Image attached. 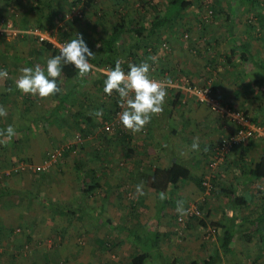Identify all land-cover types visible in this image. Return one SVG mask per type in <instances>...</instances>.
<instances>
[{"label": "crops", "instance_id": "1", "mask_svg": "<svg viewBox=\"0 0 264 264\" xmlns=\"http://www.w3.org/2000/svg\"><path fill=\"white\" fill-rule=\"evenodd\" d=\"M17 15L19 19L20 17L23 18V15L19 13ZM14 21L16 22L15 18ZM15 38L0 39V70L7 71V77L12 85L7 94L4 88V79H0V108H3L7 113L6 116L0 117V133H3V130L9 125L17 133L12 140L0 135V144H7L11 149V152L7 153L6 156H4L5 153L2 154L3 158L0 159L1 175L3 173L10 174L13 171L10 165L15 160H28L35 165H40L54 149H65L64 144L71 141L70 134L75 133L76 129L81 127L77 124L81 122L78 115H83L82 110H88V108L81 109L79 106L76 110L71 109L72 104L60 106L57 104L59 99L54 96L40 98L39 96L24 94L18 90L16 81L21 75V69L31 67L28 63L33 62L34 59L31 56L33 48L28 47L32 38L23 42L20 38H25V36ZM46 41L51 43L54 48L59 47L56 45L55 38ZM242 44L249 50L254 61L264 64V52L258 53L261 49L255 48L256 44L253 42ZM20 50L23 51L20 52ZM24 51L26 55L30 53L29 59L23 58L25 56V54L23 55ZM41 61L46 65L45 58ZM254 61L249 62V64L246 63L245 69L241 70L242 80L249 86V90L238 91V88L236 89L234 109L246 114L245 117L250 123L264 127V90L259 89L260 93L257 95L256 92L258 91L254 88L255 82L264 79V73L254 65ZM181 78L188 80L184 76ZM217 94H219L218 91ZM168 95V100H170L174 94L168 92ZM181 99L179 109L185 108L186 118L177 119L175 117L176 115L180 116L181 110L177 114L174 113L172 118H167L168 115L163 109L160 114L152 117L151 122L142 131L138 133L129 131L132 137L131 144L135 145L133 154L127 152V143L119 142L114 135L104 136L102 132L101 136L97 135L91 139L85 138V142L69 154L68 158L75 159L78 165L81 163V167L85 166V168L96 172L99 183H104L108 178L113 180V184L106 185L110 186L111 192H116L114 195L109 193L103 195L102 189L99 194L95 191L88 197L83 196L82 189L85 186L82 184L83 182L77 180L78 172L76 173L75 168L67 162L64 163L66 158L59 166L58 174L54 171L42 172L40 175L29 172L19 173L20 176H16V181L10 177L9 180L7 179L5 189L0 190L22 191L23 194L33 189H35L36 194L38 191L48 193L56 190L55 193L60 196L58 200L63 199V202H66L69 187L72 186L75 179L74 184L78 183L80 190L79 199L74 201L78 200V206H82L80 212L77 213L81 219L76 220L85 227L81 228L83 231L81 235L86 234V236H80L85 241V249L80 247L82 249L80 253L89 257V260L83 264H113V262L115 264H128L134 254L149 249L151 252L161 253L162 258L164 254L167 255L165 259L175 264H191L193 261L205 258L208 250L202 248V233L197 223H188L183 234L178 237L174 229L177 227L174 219L180 215L176 211L177 202L183 201V207H185L186 196L192 195V193L201 195L195 182L188 180L169 190L167 192L168 203L164 205L160 213L156 214L157 194L144 181V177L155 168H166L169 160L178 159L181 164L190 169L192 176L196 178H200L208 171L206 164L209 160V148L219 141L220 137L217 138L216 131L221 128L213 118L210 121L203 118L209 111L206 106L198 104L197 108L193 107L194 104L190 101L185 102L187 99H192L185 97L184 94H182ZM70 110L74 112L68 114ZM89 111L91 112L89 118H91L94 109L92 110L91 107ZM190 122L198 126L194 127ZM225 129L227 131L230 127ZM88 131L91 129L89 128ZM199 131H202L204 139L200 140L197 143L198 148L193 150L195 134ZM226 131L223 130L225 133ZM171 143L178 145L174 146L173 149L169 147ZM129 146L131 147V145ZM169 150L170 153H168ZM263 155L264 137L251 139L245 144L235 147L228 156V160L221 166L224 173L216 182L217 192L209 197L210 199H206V205H204V208L207 209L206 221L226 224L232 220L235 225L230 253L233 264H246V259H251L250 261L255 264H264V231L252 233L248 230V224L258 218L261 208L264 207V179H256L250 174L254 165ZM120 159L123 160L120 161ZM59 178L63 179L60 181ZM114 184H118L119 187L116 188L117 186ZM137 185L143 186V196L137 194ZM23 194L13 195L16 199L24 198ZM5 196L10 197V194ZM16 200L10 199L2 206L16 209L18 207V204L14 203L18 202ZM90 201L92 203L88 205ZM25 203L30 208L33 204L43 206L31 201L28 197H25ZM114 205H119L122 209L121 212L118 211L120 215L114 216L112 214V212L115 213L116 207ZM27 207L20 213L23 218L20 219V222L26 219ZM107 220L110 223L114 221L122 224L121 226L108 227L105 225ZM154 224L158 232L157 248L150 241V243L146 242L142 246L140 240ZM96 229L102 236L94 235ZM4 243L3 240L0 241L1 245ZM1 252L0 249V264H10L9 261H14L13 264H21L23 260L19 258V262H16V255L10 256L8 253V256V254H1ZM94 257H97V260ZM45 258L42 254V257L37 259L36 264H46ZM124 258L125 261H123ZM149 261L150 258L147 260V264Z\"/></svg>", "mask_w": 264, "mask_h": 264}, {"label": "rangeland", "instance_id": "2", "mask_svg": "<svg viewBox=\"0 0 264 264\" xmlns=\"http://www.w3.org/2000/svg\"><path fill=\"white\" fill-rule=\"evenodd\" d=\"M72 1L73 0H53L47 7H43L41 11H35L32 9L33 0H0V16L10 21L11 27L13 29L22 31L21 37L25 36V38H20L22 42L32 38V42L30 46H28L30 49L33 48L31 50V56L33 57L32 59L43 60L45 58L47 61V59L52 55L49 52L47 53L43 48L41 49L42 46L39 44V40L37 39L38 37L32 34L33 32L39 31L44 34L50 33L49 37L51 39L57 37L60 38L65 32L67 42L68 40L70 41L75 35H82L85 37L87 36L92 43L91 48L95 49V47L102 44V40L105 37L104 34H106L111 25L116 22L117 12L128 13L129 20H138L144 14V12L138 7L137 0H125L120 4L117 3L116 0H93V7L91 9L84 8L83 6L81 7V5L73 6ZM205 1L206 0H195L196 3H194L193 7L187 10L183 20L174 22L171 26H169V28L160 32V36L157 40L159 43L155 44L156 52L154 55H152L150 62L144 60L142 57L144 48L136 51L133 47L134 42L132 36L126 34L118 42L116 47V58H118L119 61L124 62L125 65H131V63H128V60L133 62L134 59H132V57L135 56V60L137 61L138 65L145 62L149 63V65L153 63L151 66L153 65L155 68L161 67V69L164 68L163 70L166 69L169 71L167 73L164 72L168 76H171L174 71H178L180 72V75L188 78L190 82L196 85L202 84L204 79L209 76L213 79V84L215 85L216 91L215 95L217 98L224 103H228L232 106V108H235L234 100L236 99V89L238 88V91H241L242 89L248 91L249 86L245 84L246 82H243V76L241 75V70L245 69V65L237 63L234 66H228L224 60V56L229 50L230 44H228L225 40V21L223 15L231 13L233 6L230 0ZM261 1L264 2V0ZM157 2L158 0H153V3ZM215 9H219L221 12H223V15H221L219 18L213 17V11ZM17 13L23 15V18L20 17L19 19ZM102 15H104V19L103 22L100 23L98 18ZM236 17V35L238 36L239 40L244 44H251V42H253V44H256L255 48L261 49L258 51V53H263L264 13L257 10L243 8L238 11ZM14 18L16 19V22L14 21ZM40 26L42 28H40ZM12 37L15 38V36ZM25 45H27L26 42ZM262 46L263 48H260ZM21 51L23 50H20V52ZM258 53H256L257 56ZM24 54L25 51L23 55ZM29 54H25L26 57L23 56V58L29 59ZM31 66H34L33 63ZM92 69H94L95 72H104L103 69L100 70L101 68L93 67ZM153 73L154 72L149 73L151 77L156 75H153ZM175 75L176 74H173L172 77ZM93 81L94 80H92L89 84H85L84 89L86 91L88 90L90 95H93L95 98L94 101L88 102L90 106H96L99 104L102 106L101 110L98 111L101 113V115H96L97 110H94L93 114L91 115L93 123L99 124L101 117L103 119L105 110H111L114 108L113 101L115 99L111 98L112 95L108 96L105 94L104 86L97 83L93 84ZM217 91L219 94H217ZM168 97L169 95L167 93L164 102V108H167ZM81 99L82 97L80 96L76 97L72 103L71 109L76 110ZM188 101L194 104L192 105L193 107L199 106L198 103H195L193 100L187 99L185 102L187 103ZM179 110H181L179 112L180 116L176 115L175 117L177 119L186 118L185 108ZM82 111L84 118L85 116H89L91 113L89 110ZM73 112V110H70L68 114ZM203 118L207 121H210L211 118L216 120V123L221 128H218L216 131L217 138L220 137V139H222L226 133L228 134L234 129L232 123L219 119L210 111H208L206 116ZM117 125H119L118 127L122 126L120 120ZM191 125L194 127L198 126L194 123H191ZM227 127H230V129H227L226 131L225 128ZM71 128L74 130L73 127ZM86 128L87 126L81 125V127H79V131L76 129L77 131L75 132V135L74 133L70 134L71 138L76 136V138L80 140L81 143H83L85 142V138L91 139L97 135L101 136V127L91 129V131H88V133H81L83 129ZM223 130H225L226 133L223 132ZM202 135V131L197 132L195 134L196 139H194V143H198L200 140H203L204 137ZM71 142L72 141H70V143ZM67 145L69 146L70 144H64V146ZM177 145V143H171L169 147L174 149V146ZM0 146L1 159L3 158L2 154L5 153L4 156H6L7 153L11 152V149L7 144L4 143H1ZM132 146L134 147L135 145L132 144ZM228 156L226 157L225 161L228 160ZM5 158L9 160L7 157ZM122 160L123 159H120V161ZM17 161L18 160H15L11 163L10 166L12 170L13 167L16 166L15 164ZM66 161L71 163L68 156L66 157ZM210 162L211 161L209 159L206 164L208 171L205 175H208L207 177H209V174L212 173L213 177L211 178H214V176L216 178H220L224 173L223 168H221V166L224 165V162L216 170L210 167ZM51 171L57 173L58 169ZM18 174L19 172L11 171L10 174L3 173V175H1L0 171V189H5L7 186V179L9 180L10 177L12 180L16 181V176H20ZM63 178L66 177L63 176ZM63 178H59V180L61 181ZM74 181L75 179L72 182V186L69 187V195H66L68 200L64 202L66 207L64 210H62L63 215L55 214L46 206L43 207L33 204L31 205V208L27 207L25 203V197L16 198V200L14 195L11 193L10 197L0 196V241L3 240L5 242L3 245L0 244V249L2 250L1 254L10 253V256L14 254L17 257L16 262H19V258L23 259L21 264H36L37 259L42 257V254L46 257V264H83L86 262V260H89L88 255L86 256L80 253V250L85 249V241L80 237L86 236V234L81 235L83 233L81 228H85L84 225L79 224L74 216L67 219L64 216L68 209H78V200H76L75 204L74 200L79 199L80 187L78 183L74 184ZM214 189V192L216 193L218 186H216ZM55 191H49L48 193L41 192L43 193V195H41L43 200L41 199V201L45 202L49 198L52 199V201H63V199L58 200V197L60 196H58ZM215 193L209 194V192L206 191L205 194L201 193L199 196L195 193H192V195L186 196L187 203L185 207L190 205L200 207L203 200L206 202V199ZM10 199L18 201L14 202L18 204L16 209H12L10 207L4 208L2 206L7 201H10ZM90 203H92V201L88 202V205ZM40 204L43 205V203ZM25 207H27L26 219L25 221L20 222V219H23L20 213ZM114 207H116L115 213L112 212V214H114V216L120 215L119 212H121L122 209L119 207V205H114ZM112 211H114L113 208ZM206 211L207 209H205L203 206L200 217L201 219L206 218ZM196 222L197 221H195V223ZM121 224L122 223H116L112 221L111 226H121ZM155 228V224L152 225L145 236L140 240L142 246L146 242H153L156 237H158V232ZM89 230L92 232L91 229ZM184 230L185 227H183L182 230L179 228L177 231V237L182 235ZM94 235L99 237L102 236V234L97 232V229L95 230ZM28 238H30V240L27 241ZM80 247H82V249ZM211 249L212 248H210V250ZM163 256L164 257L162 258V254L159 252H152L149 264H163L164 261L166 262L165 258H167V255L164 254ZM96 258L97 257H94L95 260H97ZM250 260L251 259H246L245 263L255 264ZM123 261H125V258ZM9 262L10 264L14 263V261Z\"/></svg>", "mask_w": 264, "mask_h": 264}, {"label": "trees", "instance_id": "3", "mask_svg": "<svg viewBox=\"0 0 264 264\" xmlns=\"http://www.w3.org/2000/svg\"><path fill=\"white\" fill-rule=\"evenodd\" d=\"M53 0H33V6L32 9L35 11H41L43 7H47ZM125 0H116L117 3H122ZM206 0L205 2H207ZM231 4L233 6L232 12L227 13L223 15V12H221L219 9H215L213 17L219 18L221 15L224 17L225 21V26H224V35H225V40L227 41L228 44H230L229 50L224 56V60L228 66H234L237 63L245 65L246 63L249 64L254 61L249 53V50L246 49V47L242 44V42L239 40L238 36L236 35V24H235V19L237 18L236 15L238 14V11L241 9H252V10H257L259 12L264 13V2L261 0H230ZM138 2V7L144 12L143 16L140 17L138 20H129L128 19V13H121L117 12L116 13V22L111 25L110 29L105 35L104 39L102 40V44L98 45L95 47V49L91 48V41L89 38L86 36H83L84 40L87 42L89 48L94 52L95 57L90 61V63L93 65L94 68H101L100 70L103 69L104 72L101 71H92L87 74L84 77H80L77 70H75L72 66H65L63 69V73L61 78H59L60 83L59 87L61 88V92L53 95L56 99H59L57 104L60 106H64V104H72L76 97H82L80 103L78 106L82 108H90L92 107V110H101L100 104L99 105H94L90 107V104L88 102L94 101L95 98L93 95H90L88 90L86 91L84 89L85 84H89L92 80L93 84H99L104 86V80L106 79V72L108 70H111L115 67L116 63L119 62L122 70L125 72L128 71V66L125 65L124 62H121L116 58V47L118 45V42L121 40V38L126 34V35H131L133 38V47L134 49L140 50L141 48H144L143 51V59L150 62V59L152 58V55L155 54L156 49H155V44L159 43L158 37L160 36V32L163 30H166L171 26L174 22L183 20L185 17L184 15L186 14L187 10H189L191 7L194 6L195 0H158L157 3H153V0H137ZM203 2V3H205ZM73 6L81 5L84 8L91 9L93 7V0H73L72 1ZM234 4V5H233ZM104 15L98 18V21L100 23L103 22ZM0 20H3L5 22L6 18L0 16ZM5 26V25H4ZM40 28H42L40 26ZM46 33V32H45ZM50 36V33H47ZM65 32L64 34L61 35V37L55 38V40L61 43L66 44L67 39L65 37ZM73 36V35H72ZM77 35L73 36L72 39H74ZM2 39V38H0ZM39 40V44L42 46L45 51L51 53L52 56L58 55L59 52L56 48L52 46L51 43L47 42L46 40H41L39 37L37 38ZM69 42V40H68ZM94 45V44H93ZM143 45V46H142ZM96 46V45H95ZM146 58V59H145ZM133 62L128 60V63L131 64H137V61L135 60V56L132 57ZM40 65L42 68L46 67L40 59H36L33 62H29L28 65ZM153 64V63H151ZM150 64V73L154 72V76H150L151 79L154 80H159L162 78H178V77H183V75H180V72H175L173 74H176L175 76L172 77L168 76L166 73L169 72L166 69L163 70L161 67L155 68L153 65L151 66ZM254 65L257 66L261 71L264 73V64L259 62V61H254ZM31 66V67H34ZM166 72V73H164ZM97 77V78H96ZM209 77V76H208ZM206 77L205 79H207ZM4 79V88L7 91V94L10 92V89L12 87L11 81L7 78ZM204 79V80H205ZM255 82V81H254ZM191 84H194L190 82ZM204 83V81H203ZM202 83V84H203ZM200 84V85H202ZM254 88L258 92L256 94L258 95L260 93L259 89H263L264 87V79H261L257 82L254 83ZM213 92L215 91V86L213 84L212 86ZM82 90V91H81ZM255 90V91H256ZM171 92L173 95V98L171 97L170 100H168L167 103V108H164L165 114H167V118H172L174 116V113L177 114L179 111V106H180V100L182 98V93L179 91L174 90H168L167 93ZM170 94V93H169ZM215 95V93H214ZM109 96V95H108ZM111 96V95H110ZM216 96V95H215ZM111 98L115 99L113 101L114 103V108L111 110H105V113L103 115V119L101 117L100 123H93L92 118H84L83 115H78L79 120L81 122L77 123L79 126H87L86 129H83L81 133H85L88 131V129H96L97 127H101V132L102 135L106 136H113L115 139L121 143H127L128 145L126 146L127 152L133 154L135 152L134 147L132 146V137L131 134L129 133L128 130H126L124 127L117 125L114 131L111 133H106L103 131V126L105 122H111L116 116V113L120 111V102H119V97L118 95L113 92ZM220 101V100H219ZM89 105H88V104ZM229 105L228 103H225ZM233 111H235L234 108H232L231 105H229ZM63 108V107H61ZM239 112V111H236ZM244 116L246 114L243 113ZM223 120V119H221ZM225 121V120H223ZM254 125H256L254 123ZM259 126V125H258ZM262 127V126H261ZM264 128V127H263ZM79 131V128H77ZM77 131V130H76ZM80 133V132H79ZM76 133H74L75 135ZM227 135V133L222 137L224 138ZM4 136V135H2ZM79 136V135H78ZM80 137V136H79ZM221 140V139H220ZM219 140V141H220ZM71 143H69V146H66L65 149L62 151V156L59 161L52 167L50 170H55L59 169V166L62 165L64 159L69 156L70 153H73L77 148L80 147L81 141L78 140L75 137L71 138ZM219 141L214 144L211 148H209V159L211 160L212 157V151L215 149ZM129 145H131V148ZM235 148L231 150V153L233 152ZM170 153V150L168 151ZM68 154V155H67ZM71 163L68 161H64L68 164H70L72 167L75 168L76 173H77V180L79 182H83L82 184L85 186L82 189L83 196L88 197L92 195L95 191L96 193L99 194L100 190L103 189V195L104 194H115V191H110V186L106 184H113V180H110L108 178L107 181L104 183H99L98 182V175L96 172L93 170H89V168L81 167L80 165L77 164V161L75 159H70ZM21 162H29L28 160H18L15 165H18ZM226 161H224L225 163ZM31 163V162H30ZM223 163V164H224ZM222 165V164H221ZM220 165V166H221ZM47 171H45L46 173ZM30 173V172H29ZM42 174V172H39L38 175ZM250 174L256 178V179H264V155L260 158V160L254 165L252 170L250 171ZM104 177L106 175L104 174ZM206 178V175H202L200 178H196L192 176V173L190 169L181 164L179 160L175 161H170L169 164L166 168H155L152 170L146 177H144L145 184L152 189L156 194V214L161 212V209L164 207L165 204L168 203V198L165 200H160L159 195L160 193H165L167 197V192L171 189L176 188L179 184L186 182L188 180H191L195 182V185L199 188L200 193L206 192V188L203 186V182ZM219 178H214L209 179V189L208 192L209 194L215 193L214 188L216 187V182ZM118 188V184H114ZM122 188V187H120ZM33 189V188H32ZM126 192V190H124ZM23 194L22 191H1L0 190V196H5L9 194ZM127 194V192L125 193ZM233 194V193H232ZM42 193L38 191V194H36L35 189L32 191H29L27 193H24V197H28L31 201H36L38 204L43 203V207L46 206L48 207L49 210L54 212L57 215H63L62 210L66 207L63 201H52L50 199H47L45 202L41 201L43 200V197L41 196ZM230 198H232V195H230ZM45 199V198H44ZM234 199V198H233ZM76 201H74L75 204ZM235 202V201H234ZM206 205L205 201H202V204L198 209L200 212H202L203 206ZM82 207L81 205L78 206V209H68L66 214H64L65 218H71L74 216L78 221L81 219L79 214L80 210ZM86 210V208H85ZM67 216V217H66ZM179 216V215H178ZM176 216L175 224L177 227H174L175 233L177 234L179 228L182 230L183 227L186 228L188 223L195 222L197 221V225L201 229V236H202V248L204 250H208L207 255L205 258L198 259L197 261H193L191 264H233V261L230 259L231 255V242L233 239L234 235V228L235 225L232 223V220H229L228 223L226 224H219L215 222H210L206 221L205 219H201L199 217H192L187 219L183 224H178L177 223V218ZM188 222V223H187ZM105 225L108 227L111 226V223L109 220L105 222ZM182 227V228H181ZM213 229L215 231L214 233V241L211 242L209 241L208 243L203 239L204 235L206 234V230L208 229ZM178 229V230H177ZM248 230L252 233H261L264 231V207L261 208V213L258 216V218H255L248 224ZM158 236V235H157ZM30 240V238L27 239V241ZM153 245L157 248L158 245V240L157 237L153 241ZM210 248H212L210 250ZM151 250L149 249L148 251L142 250L141 253L134 254L131 258L128 264H147V260L150 258L151 259ZM46 259V258H45ZM111 264V263H110ZM113 264H115L113 262ZM149 264V263H148ZM163 264H175V263H170L166 260L164 261Z\"/></svg>", "mask_w": 264, "mask_h": 264}, {"label": "clouds", "instance_id": "4", "mask_svg": "<svg viewBox=\"0 0 264 264\" xmlns=\"http://www.w3.org/2000/svg\"><path fill=\"white\" fill-rule=\"evenodd\" d=\"M95 57L94 52L89 48L82 35H77L61 47L59 55L51 56L46 61V67L40 65L25 67L21 69V75L16 81V88L27 95L47 98L61 92L59 87L63 69L65 66H72L77 70L80 77H84L92 71L93 65L90 61ZM149 63L139 65L131 64L128 71L122 70L120 63L106 72L104 80V92L112 95L115 92L119 97L121 108L118 113L121 125L132 133H138L149 124L152 117L160 114L164 109V102L167 96V82L157 81L150 78ZM8 76L7 71L0 70V79ZM7 113L0 108V117ZM97 116L101 113L97 112ZM0 135L12 140L16 130L9 125ZM198 148L193 143L192 149ZM136 192L143 196V186L137 185ZM166 194L160 193L159 199L165 200ZM176 211L180 215L185 214L183 201L177 202Z\"/></svg>", "mask_w": 264, "mask_h": 264}, {"label": "built area", "instance_id": "5", "mask_svg": "<svg viewBox=\"0 0 264 264\" xmlns=\"http://www.w3.org/2000/svg\"><path fill=\"white\" fill-rule=\"evenodd\" d=\"M5 25V26H4ZM22 31L18 29H13L11 27L10 21L0 20V38H8L12 36H21ZM35 36L39 37L41 40H48L51 39L49 35L46 33H41L39 31L33 32ZM53 40V39H52ZM56 42V41H55ZM56 45L59 47L56 48L60 53L61 47L65 45L64 43L56 42ZM154 80V79H153ZM157 81H164L168 83V90H176L187 96L188 98L192 99L195 103L200 105L206 106L209 111L213 114H216L219 119H223L228 121L229 123L233 124V131L229 132L224 138H222L215 149L212 151V157L210 162V167L212 169H217L225 160L226 157L231 153V150L241 144H245L246 142L250 141L251 139H257L264 137V128L258 125H254L246 119V117L241 112H236L231 109V107L221 101H219L216 96L214 95L212 86H213V79L208 77L204 80L202 85L191 84L189 80L183 79L181 77L178 78H162ZM123 109L120 105V111ZM118 112V113H119ZM116 113L115 118L111 122H105L103 126V131L106 133H111L115 130L116 125L119 122V116ZM62 148H56L51 151L50 154L42 161L40 165H35L30 162H21L18 165L13 167L14 172H31V173H39L45 172L50 170L57 161L60 160L62 156ZM16 167V168H15ZM212 172V171H211ZM208 176V175H207ZM205 178L203 182V186L208 189L209 179L213 177L212 173L209 174V177ZM209 178V179H208ZM185 214L179 215L177 218L178 224H183L187 219L192 217H201V212L197 206H186L184 207ZM178 230V229H177ZM214 233L215 231L211 228L206 230V234L204 235L203 239L208 243L209 241H214Z\"/></svg>", "mask_w": 264, "mask_h": 264}]
</instances>
